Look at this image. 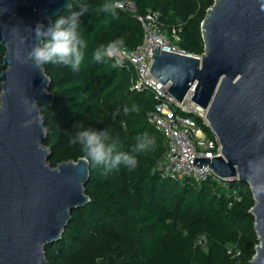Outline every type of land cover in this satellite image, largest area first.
<instances>
[{"label": "trees", "instance_id": "1", "mask_svg": "<svg viewBox=\"0 0 264 264\" xmlns=\"http://www.w3.org/2000/svg\"><path fill=\"white\" fill-rule=\"evenodd\" d=\"M70 1L71 10L61 15L88 7L79 28L87 49L79 72L62 65L44 66L54 96L52 106H40L47 130L43 145L51 152L48 164L55 169L84 159L79 145L69 142L78 121L108 129L118 152H129L135 138L145 133L155 143L151 150L135 154L138 164L133 170L121 165L106 173L88 160L85 191L90 202L72 212L61 241L45 247L47 264H252L260 242L250 185L215 180L183 184L160 178L154 170L166 153V143L148 121L154 96L132 90L131 70L113 68L114 60L92 59L96 47L117 39L130 50L139 48L144 30L137 17L116 8L101 11L106 0ZM118 1L126 0H107L113 5ZM129 1L137 4L139 15L159 13L162 30L168 34L175 30L182 50L204 55L202 25L216 0ZM5 56L0 47V76ZM204 130L212 136L207 127Z\"/></svg>", "mask_w": 264, "mask_h": 264}, {"label": "water", "instance_id": "2", "mask_svg": "<svg viewBox=\"0 0 264 264\" xmlns=\"http://www.w3.org/2000/svg\"><path fill=\"white\" fill-rule=\"evenodd\" d=\"M72 8L70 0H3L0 47V264H47L45 247L59 242L72 212L90 199V164H48L40 106H52L51 80L28 53L40 43L32 29ZM8 26V28L5 27ZM19 26L18 31H11ZM202 59L156 47L152 75L179 102L207 111L208 129L222 156L196 159L222 180L251 187L260 245L252 264H264V0H216L202 25ZM31 121L29 127L25 122Z\"/></svg>", "mask_w": 264, "mask_h": 264}, {"label": "built area", "instance_id": "3", "mask_svg": "<svg viewBox=\"0 0 264 264\" xmlns=\"http://www.w3.org/2000/svg\"><path fill=\"white\" fill-rule=\"evenodd\" d=\"M115 8L134 15L144 30L143 44L136 50L123 46L122 68L133 72L132 90L149 92L156 101L148 121L165 138L166 153L154 172L160 178L185 184L186 182L201 185L209 180L227 183L219 179L209 167L195 166L196 159H210L222 156V146L218 138L206 133L192 116H197L207 127V111L196 105L193 92H190L183 103H179L168 91L171 84H163L150 72L156 47L163 51L202 59V56L191 55L180 48L181 40L174 30L168 34L162 30L161 15L148 11L146 15L138 14V6L133 1H118ZM208 128V127H207ZM206 239L200 244L204 245ZM232 253L231 251L229 252ZM239 255V254H238Z\"/></svg>", "mask_w": 264, "mask_h": 264}, {"label": "clouds", "instance_id": "4", "mask_svg": "<svg viewBox=\"0 0 264 264\" xmlns=\"http://www.w3.org/2000/svg\"><path fill=\"white\" fill-rule=\"evenodd\" d=\"M3 0H0L2 3ZM115 5L107 2L101 5L100 10L104 12L113 11ZM10 9H3L0 15L9 13ZM88 12L86 5H81L78 11H71L67 15H60L50 19L48 26L38 23L33 30L40 43L34 46L28 53L29 59L33 61L37 69L45 65H62L73 72H79L85 60L87 42L81 32L80 17ZM8 28L7 25H5ZM19 26L12 27L11 31H18ZM124 41L117 39L108 44H101L92 52V59L96 63H104L106 60H114L112 67L122 66ZM135 110V109H133ZM129 109L124 108L125 114ZM119 113H115L118 115ZM31 121L25 122L29 127ZM136 143L129 152H118L117 143L113 140L108 129L97 130L92 127H85L78 121L73 125L70 133V144L79 145L83 157L91 161L95 166L101 167L104 171L110 172L123 165L128 170L137 167L136 153L151 150L154 146V138H148L145 133L138 135Z\"/></svg>", "mask_w": 264, "mask_h": 264}, {"label": "rangeland", "instance_id": "5", "mask_svg": "<svg viewBox=\"0 0 264 264\" xmlns=\"http://www.w3.org/2000/svg\"><path fill=\"white\" fill-rule=\"evenodd\" d=\"M192 119L194 121H196L202 128H206L205 125H204V122L201 119L199 120V118L197 116H195V115L192 116Z\"/></svg>", "mask_w": 264, "mask_h": 264}]
</instances>
